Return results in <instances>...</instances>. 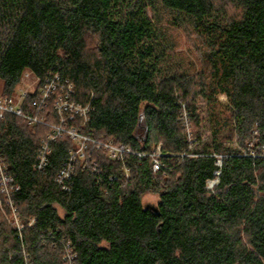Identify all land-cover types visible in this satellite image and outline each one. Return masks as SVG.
I'll return each mask as SVG.
<instances>
[{"label": "trees", "instance_id": "obj_1", "mask_svg": "<svg viewBox=\"0 0 264 264\" xmlns=\"http://www.w3.org/2000/svg\"><path fill=\"white\" fill-rule=\"evenodd\" d=\"M157 7L199 42L191 51L201 70L165 41L147 14ZM27 73L69 80L92 111L87 124L76 116L67 126L134 155L112 161L90 144L89 167L78 157L64 190L57 175L76 142H53L39 171L50 129L0 119L25 226L5 217L0 194V264H264V158L248 153L264 145V0H0L3 97ZM46 116L59 123L53 105ZM158 147L163 168L154 173ZM149 194L158 212L144 204Z\"/></svg>", "mask_w": 264, "mask_h": 264}, {"label": "built area", "instance_id": "obj_2", "mask_svg": "<svg viewBox=\"0 0 264 264\" xmlns=\"http://www.w3.org/2000/svg\"><path fill=\"white\" fill-rule=\"evenodd\" d=\"M26 76L30 75L27 73ZM37 80L39 85L36 89L30 90V88H23L18 91L17 97L16 95L0 97V119L10 114L25 120L29 126L41 125L50 129L46 139L41 142L37 160L34 164L36 170L44 171L48 167L51 144L61 139L64 135H67L71 140L76 142L78 150L75 153H71L69 161L64 164L57 175V180L62 185L71 181L75 171L74 163L78 157L83 160L84 169L89 167L85 157L90 144L98 150L104 151L107 157L112 161L125 162L128 156L134 155V151L129 147L124 145L117 146L111 141L107 142L101 139H95L92 135L93 133L90 135L80 134L75 128H69L67 126L68 121L73 120L76 116L81 117L83 123L87 124L90 120L89 116L92 111L91 103L84 105L74 99L75 87L69 80L62 79L58 73H50L42 81L40 79ZM29 94H34L35 98L30 103H27L26 99ZM51 105L54 106V110L59 117V123L57 124L47 121L46 113ZM187 118L188 115L185 113V122H187ZM256 134L257 132H255V135ZM258 152L260 154H257ZM248 153L253 157L259 156L264 158V145L257 147V150L250 148ZM138 156L139 158H143L148 155L140 153ZM149 156L153 157V172L158 173L163 168L161 147H158L156 151ZM216 158V165L221 167L224 156L220 155L216 156ZM125 174L129 177V171L127 169H125ZM215 175V179L207 181V189L212 190L219 184L218 177L220 171H216ZM110 180L114 179L110 178ZM63 188L67 190L68 186L64 185ZM19 190V185L10 174L7 164L0 153V194L10 207L9 214H7L5 210H3V212L5 217L10 220V223H14L19 231H23L25 226L14 205V197ZM0 206H3L2 201H0ZM34 223L35 219H31L29 221V226H33ZM69 247L70 246H68L66 250V259L68 263H71L74 254Z\"/></svg>", "mask_w": 264, "mask_h": 264}, {"label": "rangeland", "instance_id": "obj_3", "mask_svg": "<svg viewBox=\"0 0 264 264\" xmlns=\"http://www.w3.org/2000/svg\"><path fill=\"white\" fill-rule=\"evenodd\" d=\"M231 12H234L233 7L230 8ZM148 16L152 19V21L159 26V29L161 30V33L164 35L165 41L168 44H172L175 47V51L178 55H184L188 57L191 61H195L196 70H201V63H200V54L198 52H192L191 50H194V46L196 43L194 42V39L192 38L193 35H190L187 30L184 28H178L175 26L172 22L171 14L169 11H166L162 9L161 7H157L156 9L148 8L147 9ZM196 41V40H195ZM172 53V51H169ZM180 58V57H178ZM177 58V59H178ZM39 85V82L36 78L26 76L24 77V81L16 89L15 92H13V95L11 96H18L17 93L19 90H22L23 88H30L36 89ZM5 87L2 82H0V97L4 96V90ZM143 123V121H142ZM258 141V140H257ZM144 204L146 205H152L155 206L159 203V197L154 194H149L145 196L143 200ZM60 215L64 216V211L59 209ZM13 225L14 223L11 222ZM16 227V225L14 224Z\"/></svg>", "mask_w": 264, "mask_h": 264}, {"label": "water", "instance_id": "obj_4", "mask_svg": "<svg viewBox=\"0 0 264 264\" xmlns=\"http://www.w3.org/2000/svg\"><path fill=\"white\" fill-rule=\"evenodd\" d=\"M148 208H150L151 210H153L154 212H158L157 208L151 205H147Z\"/></svg>", "mask_w": 264, "mask_h": 264}]
</instances>
